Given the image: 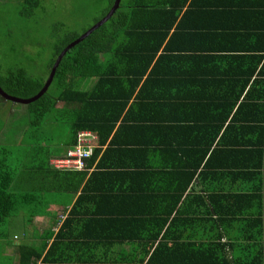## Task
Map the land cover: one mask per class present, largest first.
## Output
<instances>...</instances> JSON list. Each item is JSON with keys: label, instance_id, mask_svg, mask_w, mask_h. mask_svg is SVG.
<instances>
[{"label": "trees", "instance_id": "trees-1", "mask_svg": "<svg viewBox=\"0 0 264 264\" xmlns=\"http://www.w3.org/2000/svg\"><path fill=\"white\" fill-rule=\"evenodd\" d=\"M27 2L30 6L40 5V0H27ZM113 3L114 0H111V5ZM125 5L121 1L119 9L105 24L68 50L57 67L48 91L39 99L27 104L31 123L35 127L40 126L49 113L68 119L72 134L66 144L62 148H55L53 152H46L43 156L42 149L35 150L31 158L33 175L29 171L26 176L20 178H17L16 173L7 163L5 149H0L2 155L0 157V225L9 224L20 207L31 204L38 208L43 205L44 197L50 199L51 203H60L62 196L76 193L81 180L94 165L102 146L111 139L104 152L105 155L103 154L97 163L98 169L94 171V173L98 172L97 176L104 177L103 188L106 193L96 195L98 199L92 209V206L83 208L88 213L102 217L90 219L87 224L100 222V227L114 226L113 222L106 224V218L111 215V210L106 208L105 204L101 205L105 203L101 202L103 200L114 201L116 198H121L125 200L123 205L129 202V209L124 211L128 216L142 212L131 210V207L137 202L143 203L147 208L158 210H147V216H155L156 212H159L160 216L166 215L160 220L148 217L145 222L150 226V230L157 228L156 232H151L150 237L144 240L149 243L147 248H152L155 241L160 238V232L172 212L179 213L180 217L186 213L189 199L183 197L188 189L186 196L195 191L194 186L189 188V185L203 157L193 164L195 167L193 171L179 169L177 173L168 169L171 167V162L165 155L161 157V165H163L161 172L152 170L151 164L144 166L149 163L147 160L144 164V157L148 152V156L150 153L155 154V151L157 152L155 146L166 150V146H170L171 139L176 135L175 132L179 133L181 128L188 127L182 121L186 119L187 112L203 110L207 113L208 108L203 106L212 101L210 98H213L214 102H227L223 109L226 113L223 116L226 118L231 115L235 105L241 102L236 110L237 113L235 111L224 129L225 132L228 128V135L233 133V137L222 134L214 144L224 122H215L217 125H212V131L219 128L208 140L207 147L211 150L209 157L223 153L221 155H224L225 160L215 167L207 163V169L215 168L214 174L227 180L232 174L224 170L230 166L239 164L244 169L247 166V171L252 169L253 165L264 166V88L257 91L259 104L254 108L253 105L245 104V101L251 100L255 95L250 91L245 93L244 89L248 81H242L241 88L238 89L235 86L238 85L237 80L233 78V74L235 75L237 71L254 73L259 67V73L260 71L264 73V0H129ZM210 8L212 10L209 11ZM219 22L223 25L218 26ZM202 30H204L203 36L209 35L212 40V49L216 55L213 59L220 55L217 54L218 49L227 52L235 49L236 54L223 56L226 58V70L225 68L223 71L217 70V64L209 66L201 58L193 59L192 54L184 51L185 46L171 45L172 38L176 34L188 38H201ZM79 35L80 33L67 34L54 44L48 73L51 72L57 56L64 47ZM239 51L245 54L238 55ZM47 78H35L25 69L20 68L10 71L8 75L0 74V84L12 95L30 97L39 92ZM55 80H57L56 85L50 90ZM223 80L227 85L223 92L217 95L218 93L211 89L215 93L211 91L206 93L209 87H216ZM85 81L88 86L84 85ZM189 86H197V88L190 90ZM5 102L0 95V105ZM244 111L250 113L251 117L244 116ZM84 131L96 133L98 139H93L92 155L84 159V168L80 171L83 176L80 182L76 181L77 177L71 178L69 182H59V174L69 169L56 167L51 163V159L66 157L70 149L76 148L79 134ZM135 135L139 136V144L133 143ZM115 142L121 145L127 144L128 148L136 147L137 158H142L143 161L140 162L127 148L120 147L115 150L111 148ZM254 152H257V156L249 162L247 159L250 155H254ZM241 158L245 159L238 161ZM261 169L262 167L258 168L259 171ZM156 173L159 174L161 184L157 180L156 185H151L150 179H153ZM37 177L39 181H34ZM111 180L114 181L113 187H107ZM171 181L174 182L172 186H170ZM16 190H21V195L17 194ZM87 197V193L84 192L82 197L79 196L78 203ZM160 198L163 201H158ZM171 201L172 205H170ZM193 213L196 212L193 210ZM33 216L35 214L30 215ZM68 221L65 220L44 257L47 240L39 247L20 245L19 264H37L42 257L41 264H61L59 262L65 259L53 255L62 239L66 240L64 229ZM172 222L173 220L146 264H200L197 263L198 258L190 257L184 252L178 253L176 248L178 245L186 247L185 230H181L180 225V230L176 232L177 236L175 234L171 236V232L175 231L169 228ZM84 238L80 240H85ZM0 240L5 241L4 238ZM99 240L101 242L102 237ZM165 249L169 254L164 257L162 252L164 253ZM174 249H176L175 256H172L170 253ZM149 252L142 254L146 256ZM207 254L210 256L209 253ZM116 260L121 263L124 258L119 256ZM144 261L145 257L141 258L139 264H143ZM83 262V264H99L91 263L93 261L90 260ZM210 262L211 264L228 263L226 258L220 260L218 256H211Z\"/></svg>", "mask_w": 264, "mask_h": 264}, {"label": "crops", "instance_id": "crops-1", "mask_svg": "<svg viewBox=\"0 0 264 264\" xmlns=\"http://www.w3.org/2000/svg\"><path fill=\"white\" fill-rule=\"evenodd\" d=\"M187 7L184 8V11ZM210 10L212 9L210 8L209 11ZM220 25L223 24L219 22L218 26ZM173 31L174 29L171 30V34ZM203 32L204 30H202V36ZM209 37L210 36L207 35L201 38H188L176 34L172 38L171 45L174 47L185 46L186 48L184 51L188 54H192L194 56L193 59L201 58L203 62H206L209 66L217 64V70L220 69L223 71L226 66V58L223 56L229 54L234 55L236 51L232 49L227 52L219 51L218 49L217 54H220L221 57L217 55V57L213 59L216 55L212 49V40ZM221 40H223V38H221ZM241 54L245 53L239 51L238 55ZM259 68L254 73L251 71H237L235 75L233 74V78L235 81L237 80L238 85L235 86L238 89L241 88L242 81H248L244 91L245 93L250 91L255 95L251 100L245 101V104L249 106L253 105L254 108L257 107L256 104H259L256 93L264 88V73H261V71L259 73ZM224 70H226V68ZM225 82L226 81L223 80L220 81L216 87H209L206 93L215 90V92L218 93L217 95H219L227 88ZM188 88H190V90L191 88L196 89L197 86H189ZM210 100L212 101H206L208 104H204L203 106L204 108H208V110L206 109L207 113L206 111L203 112V110L187 112L188 115L185 116L186 119L182 121L185 123L184 125L188 127L185 129L181 128V132L179 133L175 132L176 135L171 139L170 146H166V150L159 148V146H155L157 147V152L155 151V154L150 153L149 156L148 152L144 157V164H146L147 160L149 162L144 166L151 164L150 167H153L151 168L152 170L161 172V168L163 169L161 157L165 155L167 160L171 162V167L168 169L175 173H177L176 171L179 169H182V171H193L195 169L193 164L199 162V159L203 157L200 166L196 169L195 177L189 185V188L194 186L195 191L191 193V195L186 196L189 192L188 189L186 195L183 197V199H189V205H186V213L182 214L180 217L179 213L172 212L171 216L168 218V222L160 232V238L155 241L152 248H147L149 243L144 242V240L150 237V234H152L151 232H156L157 228L150 230V226L145 222L148 217L160 220L166 215L161 214L160 216L159 212H156L154 214L155 216H147V210H158H154L152 207L151 209L147 208L143 203L137 202L131 207V210L142 212L129 214L128 216L124 211L129 209V202L123 205L122 203L125 200L121 198H116L114 201H111V199L107 201L103 200L101 202L105 203L101 205L105 204V207L111 210V215L106 218V224H111V222H113L114 226L111 227L108 225L107 228L100 227V222L87 224L90 219L102 217V215L88 213L83 208L92 206V209L96 203V199H98L96 195L98 193H106V190L103 188V182L105 181L104 177L97 176L98 172L94 173V171L98 169L97 163L107 149L110 139L102 146L101 152L97 156L94 165L90 167L88 173L86 172L87 175L85 178L81 180L83 176V173H80L81 169H69L59 174V182H69L71 178L75 177H77L76 181L80 182L81 180L79 189L76 193L62 196L59 200L60 203H51V201H49L50 199L44 197L42 200L43 205L38 208L28 204L24 210L16 212L12 219H14L15 216L23 218L22 238L20 236L21 233H13V242L9 243L0 240L1 264H5L8 260H10V264H19L20 245L27 244L39 247L47 240L48 245L44 250V257L66 219L67 221L69 220L66 229H64L66 240H64V238L62 239L59 245L56 246L54 250L55 255H53L60 259H65L59 262L61 264H83L84 260H90L93 261L91 263L99 264H139L141 258L144 257L145 261L143 264H146L172 220L173 222L169 228H173L175 231L171 232V236H173V234L177 236L176 232L178 229L180 230V225L181 230H185L186 247L178 245L176 247L178 253L184 252L190 257L194 256L198 258L197 263L211 264V256H218L220 260L226 258L227 264H264V166H259V164L253 165V167L250 166L252 169L249 171H247V166L246 169L241 168L242 166L239 164L232 167L230 166L224 170L232 174L227 180L220 177L218 174H214L215 168L212 169L213 172L209 170L212 166L215 167V165L221 164L222 161L225 160L224 155H221L223 153L215 157H209L211 150L207 147L208 140L216 134V129L219 128L217 127L212 131V125H217L215 122H224L222 129L220 128L217 133L218 137L214 142V144H216L222 134L228 135V128L225 132L224 129L241 102L235 105L231 115L226 118L223 116L226 114L223 109L227 102H214L213 98H210ZM216 109H218L219 112L216 111ZM243 114L244 116L251 117L249 115L250 113L246 111H244ZM231 122H233V119ZM235 122L237 123V121ZM84 132L94 133L92 131ZM93 135L98 139L96 133ZM227 137H233V133H230ZM133 139V143L136 142L139 144V136L135 135ZM120 147L129 149L132 151L134 157L137 158V154L135 153L136 147L128 148L127 144L121 145L118 144V142H115L113 147L111 146L114 150ZM253 154L254 155H250L247 159L249 162L256 158H254V156H257V152ZM137 159L140 160V162L143 161L142 158ZM244 159L241 158L238 161ZM207 163H211L209 169L206 167ZM259 167H262L260 171L258 170ZM42 172H46V170H42ZM157 174L158 173L154 174L153 179H150L151 185L157 184V180H159V174ZM34 181H39V177H37L36 180L34 179ZM113 183L114 181L111 180L108 185H105L107 187H113ZM159 183L161 184V180H159ZM173 183L174 182L171 181L170 186H172ZM84 192L87 193L88 197L84 201L78 203L79 196L81 195L82 197ZM212 197L214 199H212ZM159 200H162V198L158 199V201ZM170 205H172V201ZM178 205L177 207H179ZM216 205L217 208L215 209ZM163 206H165V204H163ZM166 208H168V206H166ZM193 210L196 213H193ZM120 211L122 212L121 214ZM31 214H35V216L30 217ZM82 237H85V240H80ZM100 237H102L101 242L99 240ZM15 238L18 239L15 240ZM175 250L176 249L171 251L170 255L175 256ZM147 251L150 252L146 254V256L142 254ZM207 253H209L210 256ZM168 254L167 249H165L164 253L162 252L164 257L168 256ZM119 256L124 258V261L121 263L116 260V257ZM42 258L38 260L37 264L42 263Z\"/></svg>", "mask_w": 264, "mask_h": 264}, {"label": "rangeland", "instance_id": "rangeland-1", "mask_svg": "<svg viewBox=\"0 0 264 264\" xmlns=\"http://www.w3.org/2000/svg\"><path fill=\"white\" fill-rule=\"evenodd\" d=\"M128 1L122 0V4L126 6ZM112 5L111 0H40L39 6H30L27 0H0V74L8 75L22 68L35 78H47L54 44L67 34L84 33ZM86 83L84 85L88 86ZM5 101L0 105V149H5L7 163L20 178L29 171L32 173L31 158L35 150L42 149L43 156L62 148L72 131L68 119L56 117L54 113H49L42 124L35 127L27 104ZM80 138L92 142L94 137ZM61 159L54 157L51 163L62 169ZM16 193L21 195V190ZM22 221V217L15 216L9 224H1L0 238L13 242V233L20 234L23 230ZM20 236L22 238V233ZM5 264H10V260Z\"/></svg>", "mask_w": 264, "mask_h": 264}, {"label": "water", "instance_id": "water-1", "mask_svg": "<svg viewBox=\"0 0 264 264\" xmlns=\"http://www.w3.org/2000/svg\"><path fill=\"white\" fill-rule=\"evenodd\" d=\"M121 1L122 0H114L113 5L110 7L108 12L101 19H99L93 26H91L84 33L79 35V37L72 40L70 43H68L64 47V49L57 56L46 82L44 83L43 87L39 90L38 93H36L35 95L30 96V97L16 96V95H12V94L8 93L6 90H4V88L0 84V95L5 100H11V101L20 102L23 104H29V103L39 99L41 96H43L48 91V89H49V87H50V85L54 79L57 67L59 66L60 62L62 61L63 57L66 55L68 50L70 48H72L73 46H75L76 44H78L79 42H81L82 40H84L85 38H87L90 34H92L95 30H97L103 24H105L115 14V12L119 9V7L121 6Z\"/></svg>", "mask_w": 264, "mask_h": 264}, {"label": "built area", "instance_id": "built-area-1", "mask_svg": "<svg viewBox=\"0 0 264 264\" xmlns=\"http://www.w3.org/2000/svg\"><path fill=\"white\" fill-rule=\"evenodd\" d=\"M90 137L93 136L90 132H81L78 137V144L74 150L70 149L67 153V156L62 158L59 164L63 167L62 169H82L84 168V159L91 156L93 153V139L87 141L81 139L80 137Z\"/></svg>", "mask_w": 264, "mask_h": 264}, {"label": "clouds", "instance_id": "clouds-1", "mask_svg": "<svg viewBox=\"0 0 264 264\" xmlns=\"http://www.w3.org/2000/svg\"><path fill=\"white\" fill-rule=\"evenodd\" d=\"M90 157V156H89Z\"/></svg>", "mask_w": 264, "mask_h": 264}]
</instances>
